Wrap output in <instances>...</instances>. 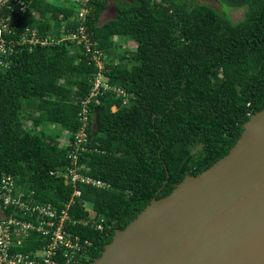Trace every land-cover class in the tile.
Returning <instances> with one entry per match:
<instances>
[{
  "label": "trees",
  "instance_id": "1",
  "mask_svg": "<svg viewBox=\"0 0 264 264\" xmlns=\"http://www.w3.org/2000/svg\"><path fill=\"white\" fill-rule=\"evenodd\" d=\"M22 1L23 13L0 9L15 25L1 32L15 44L0 65V179L9 174L17 188L60 208L73 192L62 173L73 145L60 141L66 132L73 142L82 126L81 103L98 67L73 41L18 43L24 34L62 38L79 24L69 0ZM219 1L246 6L244 16L233 21L195 0H113L115 16L100 23L108 0L87 1L86 30L108 83L133 97L123 104L107 90L87 104L79 172L107 186L78 181L81 195L69 208L89 221L76 226L91 241L86 264L153 197L227 154L243 123L264 108V0Z\"/></svg>",
  "mask_w": 264,
  "mask_h": 264
},
{
  "label": "water",
  "instance_id": "2",
  "mask_svg": "<svg viewBox=\"0 0 264 264\" xmlns=\"http://www.w3.org/2000/svg\"><path fill=\"white\" fill-rule=\"evenodd\" d=\"M90 264H264V108L227 154L153 197Z\"/></svg>",
  "mask_w": 264,
  "mask_h": 264
},
{
  "label": "built area",
  "instance_id": "3",
  "mask_svg": "<svg viewBox=\"0 0 264 264\" xmlns=\"http://www.w3.org/2000/svg\"><path fill=\"white\" fill-rule=\"evenodd\" d=\"M76 3L75 13L71 17L75 18L79 24L62 38L38 39L28 37L26 34L18 40V43L28 42L41 44L57 43L60 40L73 41L82 44L85 53L98 67V72L92 78V87L86 99L81 103L80 116L82 126L74 136V141H69L64 132L60 145L73 148L69 150L68 157L71 159L70 165L63 171L65 181L73 185V192L68 201L60 208L50 202H41L34 197V192H24L17 188L14 178L5 174L0 179V264H86L89 261L87 251L91 241L85 238L77 230L78 224L87 225L88 219L75 218L70 215L69 208L76 201V197L81 195V191L76 187L78 181L92 183L97 187L107 185L100 180H93L89 176L80 173L79 170L85 168L78 165V155L84 150L87 142L86 126L88 123L87 104L90 100H97V96L102 91L111 90L120 97L123 104H127L128 99L133 97L132 93L126 92L123 88L108 83V78L104 74L105 58L99 49L92 48L86 30V15L88 13V0H69ZM6 6L14 13H23L26 4L22 0H0V9ZM0 65L7 66L8 56L11 54L14 41L6 45L1 38V32L10 31L9 17L0 18ZM34 32H32V35ZM130 42H125L126 46ZM111 109H117L113 105ZM87 208H90L86 204ZM103 219L96 224V228L103 229ZM91 263V262H90Z\"/></svg>",
  "mask_w": 264,
  "mask_h": 264
},
{
  "label": "rangeland",
  "instance_id": "4",
  "mask_svg": "<svg viewBox=\"0 0 264 264\" xmlns=\"http://www.w3.org/2000/svg\"><path fill=\"white\" fill-rule=\"evenodd\" d=\"M200 3H206L219 11H224L231 17L233 21L241 19L244 16L246 6L242 7H229L226 4L221 3L219 0H195ZM115 16V7L113 0H108L106 9L102 12L100 17V23H103Z\"/></svg>",
  "mask_w": 264,
  "mask_h": 264
}]
</instances>
